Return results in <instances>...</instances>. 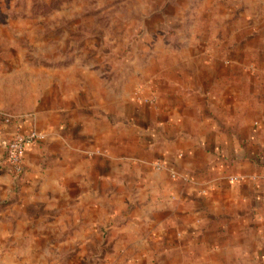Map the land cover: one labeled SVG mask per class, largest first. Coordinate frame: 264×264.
<instances>
[{
    "label": "crops",
    "instance_id": "0c3cea01",
    "mask_svg": "<svg viewBox=\"0 0 264 264\" xmlns=\"http://www.w3.org/2000/svg\"><path fill=\"white\" fill-rule=\"evenodd\" d=\"M241 13V23L216 24L217 33L211 27L209 38L194 39L178 67L162 57L160 69L145 71L135 86L136 98L132 92L123 100L120 82L109 101L89 93L75 108L50 106L9 124L0 118V141L15 126L43 135L26 147L19 181L6 172L0 144V205L17 213L37 195L43 206L54 195L73 202L75 189L84 202L107 184L120 193L128 175L145 183L150 208L147 229L138 230L139 215L131 213L107 230L117 232L119 253L133 255L128 264H264V5ZM155 162L182 177L156 170ZM120 197L96 204L120 206ZM86 205L88 224L94 217ZM98 212V223L120 218Z\"/></svg>",
    "mask_w": 264,
    "mask_h": 264
},
{
    "label": "rangeland",
    "instance_id": "374dc122",
    "mask_svg": "<svg viewBox=\"0 0 264 264\" xmlns=\"http://www.w3.org/2000/svg\"><path fill=\"white\" fill-rule=\"evenodd\" d=\"M263 5L264 0H0V112L15 117L50 106L75 108L89 93L109 101L120 82L122 99L132 92L136 98L135 86L145 71L160 69L162 57L166 66L173 60L178 67L179 56L192 53L194 39L209 38L216 24L241 23L245 6ZM137 100L146 103L140 92ZM121 178L127 183L120 193L108 184L89 190L85 199L94 219L88 224L82 220L87 201L81 189H75L73 202L54 195L43 206L37 195L17 213L0 205V264H128L133 255L119 253L117 232L107 230L125 225L131 213L139 215L138 230L147 229L150 208L145 183ZM75 181L80 185L82 178ZM118 194L120 206L96 204L113 202ZM98 211H118L120 218L98 223ZM84 229L93 232L82 236Z\"/></svg>",
    "mask_w": 264,
    "mask_h": 264
},
{
    "label": "built area",
    "instance_id": "2783aa9c",
    "mask_svg": "<svg viewBox=\"0 0 264 264\" xmlns=\"http://www.w3.org/2000/svg\"><path fill=\"white\" fill-rule=\"evenodd\" d=\"M0 116L3 118L4 124L11 123L15 117L8 113L0 112ZM35 129L30 130L27 133L22 132L19 127L15 126V129L8 135L2 138L0 144L3 149V162L6 166V172L11 176L12 180L17 181L20 179L24 172V153L26 147L32 146L38 139L42 138ZM97 153V151L92 152ZM153 167L156 170H165L168 172L171 178L182 177L180 174L174 172L171 168L164 163L155 162ZM240 176H228L226 179L230 182L239 181ZM201 193H205V189L201 190Z\"/></svg>",
    "mask_w": 264,
    "mask_h": 264
},
{
    "label": "trees",
    "instance_id": "16d2710c",
    "mask_svg": "<svg viewBox=\"0 0 264 264\" xmlns=\"http://www.w3.org/2000/svg\"><path fill=\"white\" fill-rule=\"evenodd\" d=\"M0 118H1V120H2V122H3V118L0 116Z\"/></svg>",
    "mask_w": 264,
    "mask_h": 264
}]
</instances>
